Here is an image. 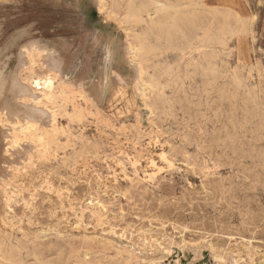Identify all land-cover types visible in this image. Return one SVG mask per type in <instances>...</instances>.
Returning a JSON list of instances; mask_svg holds the SVG:
<instances>
[{"label":"rangeland","instance_id":"rangeland-1","mask_svg":"<svg viewBox=\"0 0 264 264\" xmlns=\"http://www.w3.org/2000/svg\"><path fill=\"white\" fill-rule=\"evenodd\" d=\"M198 4L200 8L197 11L202 13L203 24L206 27L210 25L208 30H212L210 37L214 39L220 36L221 26L232 24L235 28L237 16L247 23L248 30L245 33L227 34L225 41L218 39L215 43L217 50L216 56L212 58L215 66L213 72L204 68L211 62L206 64L202 56L194 52L182 57L179 51L164 41L159 42L160 49L153 57L151 66L146 65L144 69L135 59L134 52L126 49V26L114 17L112 24H104V15L94 0H0V80L3 85L7 83L12 86L14 95L7 93L9 98L21 95L20 77L32 82L38 75L44 87L47 86L44 82L52 78L54 88L50 84L42 91L49 93L53 90L55 93L52 102L51 99H45L41 103L54 116L51 126L36 116L35 119L24 118L22 116L25 113L12 110L10 106L5 107L11 114L9 118L2 113L0 115L2 126L12 128L10 131L16 142L19 145L28 143V150L34 152L26 150L25 154L12 153L8 172L0 174V177L3 175L0 179V242H3L0 243V264H178L177 256L183 257L184 253L179 248L184 251L188 246L195 247L190 258L195 254L198 259L196 261L194 255L190 262L264 264V128H261L264 127V0H187L186 6L196 7ZM199 33L202 35L204 30ZM110 36L118 42L114 53L116 58L111 63L105 58L106 43ZM35 39L61 52L68 65L65 66L67 70L64 67V74L73 83L61 81L56 71L42 64V54L45 52L30 50L29 62L23 63L20 47ZM198 60L200 66L195 64ZM128 61H133L130 62L132 66ZM108 64L113 71L119 68L126 78L120 76L115 83L112 76L114 72L112 69L108 71L113 77L110 79L112 90L100 103L101 95L95 88V81L103 79ZM80 72L85 75V88L77 82ZM236 74L241 76L242 86L234 82ZM91 87L94 90H89ZM206 89L211 90L207 93ZM90 92L99 97L97 103L100 104L94 102ZM18 99L22 102L27 100L21 96ZM21 109L25 110V106ZM240 121L246 124L239 126ZM39 122L44 126H39ZM23 132L26 134L24 137ZM36 136L39 137L35 139ZM29 142H33L34 147ZM26 159L31 162L28 163ZM151 198L152 203H148ZM7 200L11 201V206ZM193 241H196L195 244ZM206 245L213 249L214 257L208 248L206 251L205 247L200 249ZM173 247L176 249L173 250ZM177 248L178 255L172 254ZM220 256L224 258L214 259ZM108 260L111 262L108 263Z\"/></svg>","mask_w":264,"mask_h":264},{"label":"bare ground","instance_id":"bare-ground-1","mask_svg":"<svg viewBox=\"0 0 264 264\" xmlns=\"http://www.w3.org/2000/svg\"><path fill=\"white\" fill-rule=\"evenodd\" d=\"M95 1L98 3V8H99V11L101 12V14H103L104 15V18H103V20H104V24H106V25H110V24H112L113 22H112V18L114 17L115 19H117L121 24H123V25H125L126 26V31H127V40H126V49L127 50H131V51H133L134 52V54H135V59L137 60V61H139L140 62V65H141V67H143L144 69H146L147 67H146V65L149 67V66H151V64H152V59H153V57L156 55V52L160 49L159 47H160V45H159V42H161V41H164V42H167V44H168V46L170 47V46H172V48L173 49H175V50H177V51H179V53L182 55V57H185L188 53H190V54H193L194 52L196 53V55H199V56H202L203 57V61H205L206 62V64L208 63H210L209 65H207L206 67H204V68H207L208 69V72L210 71V72H213V71H215V66H214V63L212 62L213 60H212V58L213 57H215L216 56V54H215V51L217 50V46L215 45V43H217L218 42V39H220L221 40V42H223V40L225 39L224 37L227 35V34H242V33H245L248 29H247V23H246V21L242 18V17H240V16H237V19H236V24H237V26L234 28V27H232V24H227V25H225V26H221V30H220V36L217 38V39H214V38H212V37H210V31L212 32V30L210 29V31L208 30L209 28H210V25L208 26V27H206L207 25H204L203 24V17H202V13L201 12H198L197 11V9L198 8H200V5H201V3H199L198 5H196V7H190V6H186V4H187V0L186 1H184V2H181V0H177V2H174V3H166V2H163L162 0H94V3H95ZM191 1V0H190ZM198 2H200V0H197ZM208 1V0H207ZM210 1H213V0H210ZM184 3H185V5H184ZM258 3V2H257ZM263 5V4H262ZM259 9V8H258ZM231 11V10H230ZM255 11H256V9H255ZM252 12V11H251ZM258 13V12H257ZM85 14H86V12H85ZM84 14V15H85ZM259 14V13H258ZM261 14V13H260ZM263 14V13H262ZM253 15V14H252ZM260 19V18H259ZM229 23V22H228ZM251 23V22H250ZM262 23H263V21H262ZM86 25H88L87 23H85ZM213 24V23H212ZM41 25V24H40ZM90 25V24H89ZM92 25V24H91ZM212 26V25H211ZM254 26V25H253ZM82 28V27H81ZM106 28V27H105ZM108 28V27H107ZM13 29V27L11 28V30ZM92 29V28H91ZM96 28H94V30H95ZM43 30V29H42ZM81 30H83V29H81ZM85 30V29H84ZM100 30V29H99ZM116 30V29H115ZM118 30V29H117ZM201 30H204V33L202 34V35H200V33H199V31H201ZM20 31V30H19ZM52 31V30H51ZM90 31V30H89ZM104 31V30H103ZM8 32V31H7ZM22 32H24V31H22ZM103 33V32H102ZM111 33V32H110ZM117 33H119V31H117ZM116 33V34H117ZM19 34V33H18ZM25 34V33H24ZM120 34H121V32H120ZM119 34V35H120ZM26 35V34H25ZM107 35V34H106ZM118 35V36H119ZM16 37V36H15ZM14 37V38H15ZM108 37V36H107ZM251 37V36H250ZM110 39L107 41V57H105L107 60H108V62L109 63H111V61L113 60V58H116V57H114V53L116 52V42H117V40L113 37V36H110L109 37ZM65 39V38H64ZM153 39H155V40H153ZM251 39V38H250ZM219 40V41H220ZM119 41V40H118ZM225 41V40H224ZM236 41V40H235ZM13 42V41H12ZM155 42V43H154ZM118 43V42H117ZM12 44V43H11ZM233 44V43H232ZM251 44V43H250ZM10 45V44H9ZM26 46H24L23 45V47L21 48L20 47V49L23 51L22 52V54H23V58H24V60H23V63L24 64H26L27 62H29L28 61V53H29V51L30 50H38V51H40V52H45L44 54H42L43 55V57H44V62L42 63L44 66H46L45 64H47V67L48 66H50L51 67V69L53 70V72H55L56 71V73H57V75H59L58 77L61 79V81L63 80V81H69V83L71 84V83H73V80L70 78V77H68V76H66L65 74H64V71H65V69H66V63H65V61H64V58L62 57V54H61V52H59L58 50H57V48L55 47H53V46H50L49 44H43V43H41L40 41H38L37 39H35V40H31L29 43H27V44H25ZM222 45H224V44H222ZM11 46V45H10ZM89 47V46H88ZM122 47V46H121ZM124 47H125V45H124ZM226 47V46H225ZM228 47H229V44H228ZM62 48V47H61ZM69 48H70V45H69ZM209 49V50H208ZM263 49V48H262ZM9 50V49H8ZM102 50V49H101ZM118 50H120V49H118ZM254 50V49H253ZM258 50V49H257ZM5 51V50H4ZM64 51V50H63ZM103 51V50H102ZM104 52V51H103ZM252 52V51H251ZM119 53V52H118ZM32 54V53H31ZM35 54V53H34ZM38 54V53H37ZM120 54V53H119ZM73 55V54H72ZM117 55V54H116ZM115 55V56H116ZM196 55H194L193 57H196ZM32 56H33V54H32ZM261 56V55H260ZM263 56V55H262ZM120 57H122V56H120ZM33 58V57H32ZM93 58V57H92ZM192 59H194V58H192ZM42 60V59H41ZM105 60V59H104ZM122 60V59H121ZM120 60V61H121ZM263 60V59H262ZM32 61V60H31ZM30 61V62H31ZM34 62V61H33ZM124 62V61H123ZM129 62V61H128ZM127 62V63H128ZM131 63L133 62V61H130ZM128 63L129 65H131V63ZM241 62V61H240ZM70 63V62H69ZM80 63H81V61H80ZM154 63V62H153ZM161 63V62H160ZM238 63H239V61H238ZM255 63V62H254ZM257 63V62H256ZM262 63V62H261ZM260 63V64H261ZM28 64H30V63H28ZM197 66H200L201 65V63H200V61L198 60V61H196V63H195ZM244 64V63H243ZM35 65V64H34ZM123 65V64H122ZM190 65H192V64H190ZM257 65V64H256ZM27 66V65H26ZM68 66V65H67ZM80 66V65H79ZM118 66V65H117ZM132 66V65H131ZM153 66V65H152ZM233 66V65H232ZM64 67H65V69H64ZM77 67H78V65H77ZM115 68V67H114ZM187 68V67H186ZM203 68V69H204ZM39 69V68H38ZM41 69V68H40ZM92 69V68H91ZM112 68H110V65L108 64L107 65V67H106V70H107V72L105 73V76L103 77V79H95L96 81H95V84H96V90H98V91H100V98L99 97H97V95L95 94V95H93L91 92H90V96H91V98H93V100H94V102L96 103V104H100L101 102H104L103 100L106 98V97H108L107 95L109 94V93H111V90H112V84H111V80L110 79H112L111 78V70ZM149 69H151V68H149ZM177 69V68H176ZM258 69V68H257ZM34 70V69H33ZM67 70V69H66ZM101 70V69H100ZM186 70V69H185ZM259 70V69H258ZM261 70V69H260ZM29 71V70H28ZM35 71V70H34ZM33 71V72H34ZM108 71H110V72H108ZM112 71H113V69H112ZM122 71V70H121ZM78 72V71H77ZM84 72V71H83ZM114 75H112V76H114V78H115V83H117V79L120 77V76H122L123 77V75L119 72V68H116L114 71ZM169 72V71H168ZM190 72V71H189ZM43 73V72H42ZM50 73V72H49ZM81 73V72H80ZM85 73V72H84ZM84 73H81L80 75L81 76H79V78H78V81L77 82H79L83 87H84V85L86 84L85 83V75H84ZM93 73V72H92ZM170 73V72H169ZM264 73V72H263ZM36 74V73H35ZM73 74H74V72H73ZM78 74V73H77ZM48 75H50V74H48ZM54 75V74H53ZM76 75V74H75ZM185 75H186V73H185ZM203 75V74H202ZM36 76V75H35ZM39 76V75H38ZM37 76V77H38ZM52 76V75H51ZM165 76H167V75H165ZM169 76V75H168ZM191 76V75H190ZM259 76V75H258ZM24 77H25V75H24ZM27 77V76H26ZM33 77V76H32ZM33 78V81L32 82H29V81H26V80H24V79H21V77H20V82H21V86L19 87V89H20V96L22 97V98H27V100H25V101H19V99H18V97H20L19 95H16L15 97H12L11 99H13V100H15V102H13L12 103V100L9 98V94L11 93L12 94V96L14 95L13 94V92H12V86L10 85V86H8L9 84H7V83H5L4 85H3V83L1 82V80H0V115H1V113L2 114H5L8 118H9V116L11 115L10 114V112H8V109H6L5 107L6 106H10V107H12L11 109L13 110V109H15V110H19V111H22V113H25L24 115L25 116H22V117H24V118H28L29 119V117H31L32 119L36 116L37 118H40V119H42V120H44V123H46L47 125H50L51 126V124H52V121H53V114L49 111V108L47 109V108H45V107H47L46 105H45V107L44 106H42L41 105V103L43 102V100H45V99H51V98H53V96H54V94L55 93H53V90H50V92L48 93V92H45V91H42L43 90V88H45V87H49L50 86V84L52 85V87L54 88V83L52 82V78L49 80V81H47V82H44V83H46L45 85H47V86H42V83H41V81H40V79H38V78ZM43 77V76H42ZM50 77V76H49ZM163 77V76H162ZM170 77V76H169ZM207 77V76H206ZM255 77H257V76H255ZM263 77V76H262ZM97 78V77H96ZM123 78H126V77H123ZM28 79V78H27ZM58 78H56V80H57ZM162 79V78H161ZM170 79V78H169ZM193 79V78H192ZM44 80V79H43ZM42 80V81H43ZM54 80V79H53ZM87 80V79H86ZM233 80H234V82L238 85V86H242L243 85V80H242V78H241V76H239V75H235L234 77H233ZM232 80V81H233ZM257 80V79H256ZM88 82V81H87ZM210 82V81H209ZM57 83H58V81H57ZM66 83V82H65ZM68 83V82H67ZM74 83H75V81H74ZM90 83V82H89ZM153 83H154V81H153ZM172 83V82H171ZM184 83V82H183ZM178 84V83H177ZM198 84H200V83H198ZM166 85H167V83H166ZM212 85V84H211ZM91 86V85H90ZM153 86H154V84H153ZM168 86H170V85H168ZM167 86V87H168ZM204 86V85H203ZM206 86V85H205ZM209 86V85H208ZM64 87V86H63ZM62 87V88H63ZM174 87V86H173ZM52 88V89H53ZM85 88V87H84ZM92 88L93 87H91V89H89V90H92ZM98 88V89H97ZM171 88V87H170ZM201 88V87H200ZM207 88V87H206ZM63 90V89H62ZM64 90H65V88H64ZM93 90H94V88H93ZM114 91H115V89H113ZM211 90V89H210ZM210 90H207L206 89V91L205 92H209ZM117 91V90H116ZM190 91V90H189ZM195 91V90H194ZM214 91V90H213ZM61 92V91H60ZM207 92V93H208ZM7 93H9V94H7ZM63 93V92H62ZM72 93V92H71ZM183 93V92H182ZM206 93V94H207ZM64 94H65V92H64ZM120 94V93H119ZM178 94V93H177ZM205 94V95H206ZM251 94V93H250ZM62 95V94H61ZM70 95V94H69ZM194 95V94H193ZM209 95V94H208ZM56 96V95H55ZM185 96V95H184ZM211 96V95H210ZM89 97V96H88ZM204 97V96H203ZM253 97V96H252ZM259 97V96H258ZM67 98H69V97H67ZM100 99V101H99V99ZM114 98V97H113ZM116 98V97H115ZM118 98V97H117ZM194 98H195V96H194ZM205 98V97H204ZM72 99V98H71ZM112 99V98H111ZM179 99V98H178ZM207 99V98H206ZM221 99V98H220ZM21 100V99H20ZM183 100V99H182ZM214 100V99H213ZM219 100V99H218ZM234 100V99H233ZM255 100V99H254ZM68 101V100H67ZM100 102V103H97V102ZM110 101V100H109ZM205 101V100H204ZM51 102H52V99H51ZM56 102V101H55ZM65 102V101H64ZM93 102V103H94ZM59 103V102H58ZM82 103V102H81ZM92 103V102H91ZM207 103H208V101H207ZM8 104V105H7ZM11 104V105H10ZM47 104V103H46ZM49 104V103H48ZM69 104H71V103H69ZM211 104H213V103H211ZM211 104H209V105H211ZM216 104H218V103H216ZM104 105V104H103ZM208 105V104H207ZM219 105V104H218ZM227 105V104H226ZM258 105V104H257ZM261 105V104H260ZM264 105V104H263ZM23 106H25V110L24 109H21ZM94 106V105H93ZM203 106V105H202ZM214 106V105H213ZM221 106V105H220ZM13 107H15V108H13ZM63 107V106H62ZM77 107V106H76ZM94 107H96V106H94ZM255 107V106H254ZM264 107V106H263ZM59 108V107H58ZM64 108V107H63ZM67 108H69V107H67ZM219 108V107H218ZM222 108V107H221ZM221 108L219 109V110H221ZM245 108V107H244ZM55 109H56V107H55ZM74 109V108H73ZM77 109V108H76ZM97 109V108H96ZM165 109V108H164ZM261 109V108H260ZM264 109V108H263ZM52 110V109H51ZM59 110V109H58ZM100 111H101V108L99 109ZM98 110V111H99ZM120 110V109H119ZM249 110H250V108H249ZM254 110V109H253ZM252 110V111H253ZM257 110V109H256ZM53 111H55V110H53ZM67 111V110H66ZM122 111V110H121ZM120 111V112H121ZM251 111V110H250ZM250 111H249V113H250ZM262 111V110H261ZM58 112V111H57ZM56 112V113H57ZM79 112V111H78ZM77 112V113H78ZM117 112V111H116ZM212 112H214V111H212ZM216 112V111H215ZM217 112H218V110H217ZM223 112V111H222ZM221 112V113H222ZM245 112V111H244ZM258 112H259V110H258ZM257 112V113H258ZM70 113V112H69ZM122 113V112H121ZM247 114H248V112H246ZM252 113V112H251ZM255 113V112H254ZM256 113V114H257ZM115 114V113H114ZM216 114V113H215ZM68 115V114H67ZM71 115V114H70ZM110 115V114H109ZM108 115V116H109ZM221 115H224L223 113L221 114ZM227 115V114H226ZM250 115H252V114H250ZM253 115H255V114H253ZM252 115V116H253ZM64 116V115H63ZM69 116V115H68ZM77 116H78V114H77ZM114 116V115H113ZM215 116V115H214ZM61 117V116H60ZM75 117V116H74ZM105 117V116H104ZM5 118V117H4ZM30 118V119H31ZM182 118V117H181ZM204 118V117H203ZM232 118V117H231ZM262 118V117H261ZM6 119V118H5ZM19 119H21V118H19ZM27 119V120H28ZM35 119V118H34ZM69 119H71V118H69ZM78 119V118H77ZM79 119H81V118H79ZM94 119V118H93ZM108 119V118H107ZM116 119V118H115ZM248 119V118H247ZM246 119V120H247ZM253 119V118H252ZM2 120V119H1ZM0 120V174L1 173H3V172H6L7 171V169H8V166H9V158L11 157V155H13L12 153H19V154H23L22 152H24V154H25V151L27 150V152H29V150H28V148H29V145H28V143H23L22 145H19V142L17 143L16 142V139L14 138V136H13V132H11L12 131V128L11 127H3L2 126V121ZM25 120V119H24ZM41 120V121H42ZM61 120V119H60ZM112 120V119H111ZM114 120V119H113ZM118 120H120V119H118ZM207 120V119H206ZM230 120V119H229ZM259 120V119H258ZM261 120V119H260ZM264 120V119H263ZM21 121H23V120H21ZM31 121V120H30ZM29 121V122H30ZM33 121V120H32ZM39 121V120H38ZM37 121V122H38ZM69 121V120H68ZM82 121V120H81ZM115 121V120H114ZM232 121H233V119H232ZM43 122V121H42ZM78 122V121H77ZM76 122V123H77ZM96 122V121H95ZM103 122V121H102ZM108 122H109V120H108ZM116 122V121H115ZM115 122H114V125H115ZM206 122V121H205ZM225 122V121H224ZM245 122V121H244ZM244 122L242 123L241 121L239 122V126H240V124H244ZM260 122V121H259ZM6 123V122H5ZM30 123H32V122H30ZM36 123V122H35ZM40 123V125L39 126H44L43 124L41 125V122H39ZM62 123H63V121H62ZM82 123V122H81ZM100 123V122H99ZM177 123V122H176ZM221 123V122H220ZM19 124V123H18ZM21 124V123H20ZM24 124H25V122H24ZM45 124V125H46ZM53 124H54V122H53ZM60 124V123H59ZM117 124V123H116ZM121 124V123H120ZM201 124V123H200ZM210 124V123H209ZM246 124V123H245ZM244 124V125H245ZM260 124V123H259ZM5 125V124H4ZM8 126H9V124H7ZM6 125V126H7ZM46 125V126H47ZM65 125V124H64ZM82 125V124H81ZM80 125V126H81ZM235 125H236V123H235ZM257 125V124H256ZM21 126V125H20ZM25 126V128H26V125H24ZM31 126V125H30ZM36 126V125H35ZM63 126V125H62ZM96 126V125H95ZM116 126V125H115ZM211 126V125H210ZM258 126V125H257ZM49 127V126H48ZM59 127V126H58ZM78 127V126H77ZM117 127V126H116ZM180 127V126H179ZM178 127V128H179ZM227 126H225V128H226ZM23 128V127H22ZM32 128V127H31ZM51 129H52V127H50ZM84 128V127H83ZM99 128V127H98ZM240 128V127H239ZM245 128V127H244ZM250 128V127H249ZM261 128H264V127H261ZM19 129H20V127H19ZM27 129V128H26ZM33 129V128H32ZM41 129V128H40ZM55 129H57V128H55ZM172 129V128H171ZM227 129V128H226ZM234 129H235V127H234ZM11 130V131H10ZM18 130V129H17ZM22 130V129H21ZM30 130V129H29ZM54 130V129H53ZM59 130V129H58ZM119 130V129H118ZM188 130V129H187ZM186 130V131H187ZM199 130V129H198ZM208 130V129H207ZM249 130H251V129H249ZM262 130V129H261ZM65 131V130H64ZM81 131H82V129H81ZM214 131V130H213ZM231 131V130H230ZM236 131H238V129L236 130ZM255 131H258V130H255ZM17 132V131H16ZM18 132H20V131H18ZM26 132V131H25ZM31 132V131H30ZM55 132V131H54ZM97 132V131H96ZM190 132V131H189ZM263 132V131H262ZM27 134H28V132H26ZM59 134L61 133V132H58ZM95 133V132H94ZM204 133V132H203ZM207 133V132H206ZM210 133H211V131H210ZM214 133V132H213ZM21 134V133H20ZM64 134V133H63ZM90 134V133H89ZM233 134V133H232ZM239 134V133H238ZM237 134V135H238ZM264 134V133H263ZM26 135V134H25ZM24 135V132H23V136L22 137H24L25 136ZM30 135H33V133H31ZM49 135V134H48ZM71 135V134H70ZM69 134H68V136H70ZM81 135H83V134H81ZM111 135V134H110ZM211 135V134H210ZM237 135H234V137L235 136H237ZM34 136V135H33ZM33 136H32V139H33ZM40 136V135H39ZM38 136V137H39ZM56 136V135H55ZM63 136V135H62ZM79 136V135H78ZM84 136V135H83ZM93 136V135H92ZM102 136V135H101ZM107 136V135H106ZM199 136V135H198ZM209 136V135H208ZM216 136V135H215ZM219 136V135H218ZM217 136V137H218ZM228 136H230V135H228ZM31 137V136H30ZM37 136L36 137H34L35 139H37L38 138ZM60 137V136H59ZM223 137V136H222ZM249 137V136H248ZM21 138V137H20ZM46 138V137H45ZM76 138V137H75ZM94 138V137H93ZM104 138V137H103ZM189 138V137H188ZM205 138V137H204ZM18 139V138H17ZM34 139V140H35ZM41 139V138H40ZM55 139V138H54ZM57 139V138H56ZM87 139V138H86ZM210 139V138H209ZM219 139V138H218ZM242 139V138H241ZM253 139V138H252ZM30 141H32L31 139H29ZM58 140V139H57ZM67 140V139H66ZM77 140V139H76ZM89 140V139H88ZM18 141H20V140H18ZM23 142H24V140H22ZM28 141V140H27ZM26 140H25V142H27ZM37 142H38V140H36ZM40 141V140H39ZM45 142V141H44ZM51 142V141H50ZM59 142V141H58ZM61 142V141H60ZM91 142H93V141H91ZM105 142V141H104ZM188 142H190V141H188ZM192 142V141H191ZM204 142H206V141H204ZM203 142V143H204ZM211 142V141H210ZM242 142H243V140H242ZM22 143V142H21ZM31 143V144H30ZM33 142H29V144L30 145H32L33 146V144H32ZM66 143H67V141H66ZM69 143V142H68ZM77 143V142H76ZM186 143V142H185ZM42 144V143H41ZM41 144H38L39 146L41 145ZM78 144V143H77ZM83 144H86V143H83ZM99 143H97V145H98ZM109 144V143H108ZM187 144V143H186ZM201 144V143H200ZM205 144H207V143H205ZM209 144V143H208ZM218 144V143H217ZM37 145V146H38ZM46 145V144H45ZM44 145V146H45ZM81 145V144H80ZM213 145V144H212ZM253 145V144H252ZM32 146H30V147H32ZM38 146V147H39ZM70 146V145H69ZM101 146V145H100ZM184 146H185V144H184ZM193 146V145H192ZM201 146V145H200ZM203 146V145H202ZM210 146V145H209ZM249 146V145H248ZM34 147V146H33ZM32 147V148H33ZM58 147V146H57ZM85 147H87V145L85 146ZM205 147V146H204ZM239 147V146H238ZM43 148V147H42ZM41 148V149H42ZM68 148V147H67ZM72 148H74V147H72ZM206 148V147H205ZM34 149V148H33ZM39 149V148H38ZM38 149H37V151H38ZM47 149H49V146L47 147ZM83 149V148H82ZM32 150V149H31ZM30 150V151H31ZM60 150V149H59ZM61 150H62V148H61ZM189 150V149H188ZM197 150V149H196ZM210 150V149H209ZM249 150V149H248ZM80 151V150H79ZM88 151V150H87ZM112 151V150H111ZM187 151V150H186ZM221 151V150H220ZM26 152V153H27ZM31 152H33V150L31 151ZM43 152H44V150H43ZM57 152V151H56ZM69 152V151H68ZM78 152V151H77ZM88 152H90V151H88ZM178 152V151H177ZM193 152V151H192ZM34 153V152H33ZM35 153H37L36 151H35ZM41 153V152H40ZM58 153V152H57ZM97 153H99V152H97ZM184 153H186V152H184ZM199 153V152H198ZM218 153H219V151H218ZM234 153V152H233ZM42 154V153H41ZM44 154V153H43ZM46 154V153H45ZM44 154V155H45ZM48 154V153H47ZM56 154V153H55ZM66 154V153H65ZM69 154V153H68ZM72 154V153H71ZM70 154V155H71ZM74 154V153H73ZM78 154V153H77ZM101 154V153H100ZM178 154H179V152H178ZM187 154V153H186ZM185 154V155H186ZM196 154V153H195ZM194 154V155H195ZM27 155H28V153H27ZM30 155V154H29ZM58 155H59V153H58ZM67 155V154H66ZM96 155V154H95ZM164 155V154H163ZM169 155V154H168ZM188 155V154H187ZM190 155V154H189ZM200 155V154H199ZM223 155V154H222ZM232 155V154H231ZM240 155V154H239ZM25 156V155H24ZM38 156V155H37ZM65 156V155H64ZM46 157V156H45ZM44 157V158H45ZM48 157V156H47ZM82 157V156H81ZM166 157V156H165ZM177 157V156H176ZM189 157V156H188ZM193 157V156H192ZM243 157H244V155H243ZM37 157H35V159H36ZM67 158V157H66ZM93 158V157H92ZM91 158V159H92ZM103 158H106V157H103ZM174 158V157H173ZM178 158H180V157H178ZM183 158V157H182ZM227 158V157H226ZM263 158V157H262ZM29 159V158H28ZM28 159H26L27 160V162H28ZM88 159H90V158H88ZM134 159H136V158H134ZM198 159V158H197ZM201 159V158H200ZM46 160H47V158H46ZM50 160V159H49ZM60 160V159H59ZM102 160V159H101ZM262 160V159H261ZM30 162H31V160H29ZM62 161V160H61ZM94 161V160H93ZM100 161V160H99ZM105 161V160H104ZM165 161H167V160H165ZM170 161V160H169ZM201 161V160H200ZM226 161V160H225ZM30 162H28V163H30ZM117 162V161H116ZM121 162V161H120ZM183 162H185V161H183ZM192 162H194V161H192ZM199 162V161H198ZM204 162V161H203ZM222 162V161H221ZM244 162V161H243ZM60 163V162H59ZM138 163V162H137ZM197 163V162H196ZM227 163V162H226ZM233 163V162H232ZM256 163H258V162H256ZM176 164V163H175ZM202 164V163H201ZM247 164V163H246ZM171 165H173L172 163H171ZM4 166V167H3ZM66 166H68V165H66ZM108 166H109V164H108ZM123 166V165H122ZM157 166V165H156ZM184 166V165H183ZM197 166V165H196ZM258 166H260V165H258ZM3 167V169H1ZM158 167V166H157ZM261 167V166H260ZM156 168V167H155ZM187 168V167H186ZM201 168V167H200ZM251 168V167H250ZM253 168V167H252ZM61 169H63V168H61ZM151 169H152V167H151ZM188 169V168H187ZM186 169V170H187ZM53 170H55V169H53ZM56 170H58V169H56ZM194 170V169H193ZM231 170V169H230ZM241 170V169H240ZM191 171V170H190ZM189 171V172H190ZM8 172V171H7ZM52 172V171H51ZM55 172V171H54ZM59 172V171H58ZM58 172H56L57 174H58ZM172 172V171H171ZM55 173V174H56ZM142 173V172H141ZM140 173V174H141ZM4 174H6V173H4ZM145 174H147V173H145ZM175 174V173H174ZM189 174V173H188ZM228 174V173H227ZM263 174V173H262ZM26 175H27V173H26ZM142 175V174H141ZM149 175V174H148ZM197 175V174H196ZM205 175V174H204ZM229 176H230V174H228ZM3 176V175H2ZM1 176V177H2ZM8 176V175H7ZM6 176V177H7ZM10 176V175H9ZM42 176V175H41ZM50 176H51V174H50ZM126 176V175H125ZM208 176V175H207ZM212 176V175H211ZM1 177H0V179H1ZM36 177V176H35ZM39 177V176H38ZM100 177V176H99ZM225 177V176H224ZM228 177V176H227ZM232 177V176H231ZM7 178H9V177H7ZM201 178V177H200ZM234 178V177H233ZM237 178H239L238 176H237ZM66 179V178H65ZM117 179V178H116ZM175 179V178H174ZM178 179V178H177ZM47 180H48V178H47ZM51 180V179H50ZM136 180H138V179H136ZM144 180H146L145 178H144ZM176 180V179H175ZM215 180V179H214ZM216 180H218V179H216ZM237 180V179H236ZM132 181V180H131ZM169 181V180H168ZM168 181H166V182H168ZM201 181V180H200ZM207 181V180H206ZM229 181V180H228ZM122 182V181H121ZM209 182V181H208ZM230 182V181H229ZM237 182V181H236ZM242 182V181H241ZM49 183V182H48ZM51 183V182H50ZM49 183V184H50ZM150 183V182H149ZM200 183V182H199ZM204 183V182H203ZM219 182H217L216 184H218ZM1 184V183H0ZM52 184V183H51ZM50 184V185H51ZM179 184V183H178ZM198 184V183H197ZM210 184H212V183H210ZM219 184H221V182L219 183ZM224 184V183H223ZM231 184H232V182H231ZM231 184H229V185H231ZM239 184H240V181H239ZM239 184H237V185H239ZM3 185V184H2ZM208 185V184H207ZM127 186V185H126ZM169 186V185H168ZM178 186H180V185H178ZM183 186V185H182ZM202 186V185H201ZM211 186V185H210ZM225 186H227V185H225ZM249 186V185H248ZM193 187V186H192ZM215 187V186H214ZM243 187V186H242ZM1 188V187H0ZM220 188H222L221 186H220ZM225 188V187H224ZM235 188V187H234ZM51 189V188H50ZM49 189V190H50ZM181 189V188H180ZM184 189V188H183ZM216 189V188H215ZM229 189V188H228ZM228 189H226V190H228ZM231 189V188H230ZM53 190V189H52ZM51 190V191H52ZM110 190V189H109ZM121 190V189H120ZM153 190V189H152ZM189 190V189H188ZM209 190V189H208ZM221 190V189H220ZM238 190H240L241 191V189H238ZM237 190V191H238ZM259 190H261V189H259ZM12 191V190H11ZM111 191V190H110ZM137 191V190H136ZM135 191V193H137ZM148 191V190H147ZM199 191V190H198ZM212 191V190H211ZM218 191V190H217ZM231 191V190H230ZM236 191V190H235ZM236 191V192H237ZM242 191H243V189H242ZM263 191V190H262ZM17 192V191H16ZM127 192H130V191H127ZM185 192V191H184ZM229 192V191H228ZM145 193H147V192H145ZM222 193V192H221ZM231 193H232V191H231ZM233 193H234V191H233ZM238 193V192H237ZM4 194H5V192H4ZM6 194H9V193H7L6 192ZM11 194V193H10ZM16 194V193H15ZM20 194V193H19ZM165 194V193H164ZM202 194V193H201ZM218 193H216V195H217ZM235 194V193H234ZM151 195V194H150ZM178 195V194H177ZM215 195V196H216ZM222 195H223V193H222ZM233 195V194H232ZM19 196V195H18ZM118 196V195H117ZM149 196V195H148ZM156 196H157V193H156ZM162 196V195H161ZM251 196V195H250ZM124 197H125V195H124ZM136 197V196H135ZM142 197V196H141ZM144 197V196H143ZM146 197V196H145ZM158 197V196H157ZM227 197V196H226ZM230 197V196H229ZM245 197H248V196H245ZM11 198V197H10ZM10 198H8V199H10ZM17 198V197H16ZM63 198V197H62ZM138 198H139V196H138ZM148 198V197H147ZM146 198V199H147ZM159 198V197H158ZM225 198V197H224ZM239 198V197H238ZM251 198H252V196H251ZM6 199V198H5ZM13 199V198H12ZM11 199V200H12ZM145 199V198H144ZM155 199V198H154ZM161 199V198H160ZM246 199V198H245ZM255 199V198H254ZM18 200V199H17ZM17 200H15V203H17L16 201ZM65 200V199H64ZM156 200V199H155ZM193 200V199H192ZM236 200V199H235ZM234 200V201H235ZM240 200V199H239ZM247 200V199H246ZM257 200V199H256ZM14 201V200H13ZM145 201V200H144ZM143 201V203H145ZM148 201V200H147ZM152 201H153V199L151 198V202H149L148 201V203H152ZM213 201V200H212ZM241 201V200H240ZM245 201V200H244ZM259 201H261V200H259ZM7 202H9V206H11L10 204V202L11 201H8L7 200ZM132 202V201H131ZM214 202V201H213ZM241 202H243V201H241ZM122 203H124V202H122ZM181 203V202H180ZM183 203V202H182ZM249 203V202H248ZM6 204V203H5ZM18 204V203H17ZM27 204V203H26ZM163 204V203H162ZM184 204V203H183ZM216 204V203H215ZM237 204V203H236ZM256 204V203H255ZM16 205V204H15ZM32 205V204H31ZM154 205H155V203H154ZM209 205V204H208ZM213 205V204H212ZM234 205V204H233ZM257 205V204H256ZM258 205H260V204H258ZM263 205V204H262ZM261 205V206H262ZM8 206V207H9ZM33 206V205H32ZM160 206V205H159ZM162 206V205H161ZM177 206V205H176ZM182 206V205H181ZM241 206V205H240ZM16 207V206H15ZM14 207V208H15ZM30 206H28V208H29ZM91 207V206H90ZM127 207V206H126ZM130 207V206H129ZM134 207V206H133ZM141 207V206H140ZM144 207V206H143ZM167 207V206H166ZM248 207V206H247ZM252 207H254V206H252ZM103 208H104V206H103ZM145 208V207H144ZM212 208V207H211ZM250 208V207H249ZM257 208V207H256ZM118 209V208H117ZM146 209V208H145ZM165 209V208H164ZM192 209V208H191ZM94 210V209H93ZM150 210V209H149ZM158 210V209H157ZM193 210V209H192ZM210 210V209H209ZM228 210V209H227ZM252 210H254V209H252ZM257 210H258V208H257ZM11 211V210H10ZM95 211H97V210H95ZM98 211H100V210H98ZM97 211V212H98ZM112 211H114V210H112ZM115 211H116V209H115ZM162 211V210H161ZM237 211V210H236ZM241 211V210H240ZM249 211V210H248ZM264 211V210H263ZM101 212V211H100ZM107 212V211H106ZM105 212V213H106ZM131 212V211H130ZM141 212V211H140ZM150 212V211H149ZM15 213V212H14ZM132 213V212H131ZM249 213V212H248ZM93 214H95V213H93ZM103 214V213H102ZM128 214V213H127ZM142 214V213H141ZM189 214V213H188ZM253 214V213H252ZM9 215H11V214H9ZM14 215V214H13ZM96 215V214H95ZM98 215V214H97ZM100 215V214H99ZM132 215H133V213H132ZM150 215V214H149ZM104 216V215H103ZM116 216V215H115ZM114 216V217H115ZM125 216V215H124ZM131 216V215H130ZM134 216V215H133ZM152 216V215H151ZM259 216V215H258ZM11 217V216H10ZM95 217H97V216H95ZM107 217V216H106ZM185 217V216H184ZM213 217V216H212ZM250 217H251V215H250ZM254 217V216H253ZM9 218V217H8ZM7 218V219H8ZM14 218V217H13ZM98 218H102V217H98ZM112 218V217H111ZM152 218V217H151ZM155 218V217H154ZM208 218H209V216H208ZM103 219V218H102ZM108 219V218H107ZM206 219V218H205ZM14 220V219H13ZM114 220H115V218H114ZM220 220V219H219ZM251 220H253V219H251ZM8 221H10V220H8ZM12 221V220H11ZM15 221V220H14ZM138 221V220H137ZM136 221V222H137ZM159 221V220H158ZM190 221V220H189ZM103 222V221H102ZM120 222V221H119ZM210 222V221H209ZM242 222V221H241ZM246 222V221H245ZM255 222V221H254ZM262 222V221H261ZM9 223V222H8ZM16 223V222H15ZM191 223V222H190ZM196 223V222H195ZM234 223V222H233ZM10 224V223H9ZM11 224H12V222H11ZM39 224V223H38ZM82 224V223H81ZM109 224H110V222H109ZM108 224V225H109ZM120 224V223H119ZM129 224V223H128ZM153 224V223H152ZM185 224V223H184ZM252 224V223H251ZM13 225V224H12ZM19 225V224H18ZM60 225V224H59ZM104 225H106V224H104ZM123 225V224H122ZM125 225V224H124ZM190 225V224H189ZM200 225V224H199ZM17 226V225H16ZM112 226V225H111ZM139 226V225H138ZM141 226V225H140ZM150 226V225H149ZM159 226V225H158ZM157 226V227H158ZM163 226V225H162ZM198 226V225H197ZM239 226V225H238ZM243 226V225H242ZM256 226V225H255ZM261 226V225H260ZM13 227V226H12ZM41 227H43L42 226V224H41ZM40 227V228H41ZM48 227V226H47ZM106 227V226H105ZM127 227V226H126ZM219 227V226H218ZM222 227V226H221ZM20 228H21V226H20ZM19 228V229H20ZM57 228V227H56ZM56 228H53V229H56ZM117 228V227H116ZM133 228V227H132ZM148 228V227H147ZM151 228V227H150ZM150 228H148V229H150ZM154 228V227H153ZM160 228V227H159ZM211 228V227H210ZM258 227H256V229H257ZM43 229V228H42ZM41 229V230H42ZM50 230H51V228H49ZM52 229V230H53ZM111 229V228H110ZM144 229V228H143ZM173 229H175L174 227H173ZM259 229V228H258ZM24 230V229H23ZM60 230V229H59ZM57 231V232H60V231ZM109 230V229H108ZM116 230V229H115ZM133 230V229H132ZM135 230V229H134ZM138 230V229H137ZM152 230V229H151ZM166 230V229H165ZM176 230V229H175ZM209 230V229H208ZM237 230V229H236ZM244 230V229H243ZM112 231H113V229H112ZM124 231H125V229H124ZM139 231V230H138ZM138 231H136V234H138L137 232ZM143 231V230H142ZM215 231V230H214ZM218 231V230H217ZM264 231V230H263ZM107 232V231H106ZM221 232H223V231H221ZM104 233H105V231H104ZM103 233V234H104ZM141 233V232H140ZM143 233V232H142ZM182 233V232H181ZM198 233V232H197ZM196 233V234H197ZM254 233V232H253ZM261 233V232H260ZM11 234V233H10ZM125 234H126V232H125ZM132 234V233H131ZM161 234H163V233H161ZM193 234V233H192ZM199 234H200V232H199ZM208 234V233H207ZM19 235V234H18ZM83 235L85 236V234L83 233ZM122 235V234H121ZM144 235V234H143ZM152 235V234H151ZM150 234H149V236H151ZM167 235V234H166ZM206 235V234H205ZM262 235V234H261ZM7 236H9V234L7 235ZM12 236H13V233H12ZM37 236V235H36ZM35 236V237H36ZM78 236V235H77ZM91 236V235H90ZM96 236V235H95ZM98 236H100V235H98ZM102 236V235H101ZM133 236V235H132ZM141 237H142V235H140ZM164 236V235H163ZM162 236V237H163ZM214 236V235H213ZM220 236H222V235H220ZM260 236V235H259ZM15 237H17V236H15ZM62 237V236H61ZM68 237V236H67ZM70 237V236H69ZM87 237V236H86ZM113 237H115V236H113ZM121 237V236H120ZM155 237V236H154ZM197 237V236H196ZM219 237V236H218ZM226 237V236H225ZM263 237V236H262ZM9 238V237H8ZM18 238V237H17ZM107 238V237H106ZM109 238V237H108ZM150 238V237H149ZM167 238V237H166ZM182 238H184V237H182ZM10 239V238H9ZM19 239V238H18ZM49 239V238H48ZM146 239V238H145ZM216 239V238H215ZM39 240V239H38ZM44 240V239H43ZM46 240V239H45ZM50 240V239H49ZM49 240H48V242H49ZM58 240V239H57ZM115 240H116V238H115ZM140 240H141V238H140ZM152 240V239H151ZM201 240V239H200ZM229 240H231V239H229ZM11 241V240H10ZM19 241H20V239H19ZM41 241V240H40ZM53 241V240H52ZM73 241V240H72ZM85 241V240H84ZM131 241V240H130ZM155 241V240H154ZM158 241V240H157ZM204 241V239L202 240V242ZM220 241V240H219ZM223 241V240H222ZM42 242H44V241H42ZM47 242V241H46ZM47 242V243H48ZM54 242V241H53ZM74 242V241H73ZM120 242V241H119ZM122 242V241H121ZM127 242V241H126ZM146 242V241H145ZM169 242V241H168ZM184 242V241H183ZM182 242V243H183ZM194 242V241H193ZM196 242V241H195ZM195 242H194V244H195ZM1 243V242H0ZM3 243V242H2ZM1 243V244H2ZM72 243V242H71ZM133 243V242H132ZM152 243V242H151ZM188 243V242H187ZM0 244V245H1ZM13 244V243H12ZM25 244V243H24ZM45 244V243H44ZM77 244H79V243H77ZM108 244V243H107ZM129 244H130V242H129ZM208 244V243H207ZM260 244V243H259ZM4 245V244H3ZM14 245V244H13ZM38 245V244H37ZM49 245V244H48ZM66 245V244H65ZM82 245H84V243L82 244ZM160 245V244H159ZM25 246V245H24ZM42 246V245H41ZM44 246H47V245H44ZM44 246H42V247H44ZM62 246H63V244H62ZM72 246V245H71ZM76 247H77V245H75ZM124 246V245H123ZM147 246V245H146ZM161 246V245H160ZM163 246V245H162ZM235 246V245H234ZM2 247V246H1ZM16 247V246H15ZM27 247V246H26ZM25 247V248H26ZM42 247H41V249H42ZM73 247V246H72ZM80 247V246H79ZM82 247V246H81ZM84 247V246H83ZM117 247V246H116ZM142 247V246H141ZM164 247V246H163ZM189 248H184L185 250L184 251H182L183 250V248H179V249H182L181 250V252H184V253H182L183 254V257H182V255L181 256H177V257H179V262L180 263H178V264H201L199 261L198 262H196L198 259H197V257H196V255L194 256V257H196V261H194V262H190L189 260L191 259H193V256H192V258H190L191 257V253L192 252H194L195 250L193 249V248H195V247H190V246H188ZM205 247V248H204ZM223 247V246H222ZM243 247V246H242ZM2 248H4V247H2ZM11 248V247H10ZM14 248V247H13ZM24 248V247H23ZM38 248H40V247H38ZM153 248V247H152ZM151 248V249H152ZM201 248H204V250L206 249V248H208L207 250L209 251V253L210 254H212V256L214 257V251H213V249H211L210 247H207V245L206 246H201L200 247V249ZM12 249V248H11ZM45 249H47L46 247H45ZM55 249V248H54ZM61 249H62V247H61ZM75 249V248H74ZM84 249V248H83ZM94 249V248H93ZM128 249V248H127ZM146 249V248H145ZM176 248H174L173 247V250H175ZM178 248H177V250L176 251H174L172 254H175L176 252H179L178 250H179ZM198 249H199V247H198ZM3 250V249H2ZM27 250H28V247H27ZM26 250V251H27ZM37 250V249H36ZM39 250V249H38ZM86 250V249H85ZM95 250V249H94ZM121 250V249H120ZM123 250H125V249H123ZM194 250V251H193ZM234 250V249H233ZM8 251V250H7ZM44 251V250H43ZM49 251V250H48ZM61 251V250H60ZM65 250L63 249V251L62 252H64ZM106 251V250H105ZM126 251V250H125ZM131 251V250H130ZM197 251V250H196ZM206 251V250H205ZM10 252V251H9ZM12 253H13V251H11ZM36 252V251H35ZM38 252H40V251H38ZM42 252V251H41ZM46 253H47V251H45ZM144 252V251H143ZM181 252L179 253V254H181ZM225 252V251H224ZM232 252V251H231ZM5 253V252H4ZM3 253V254H4ZM15 253V252H14ZM26 253V252H25ZM24 253V254H25ZM55 253V252H54ZM57 253V252H56ZM85 253H87V252H85ZM84 253V254H85ZM127 253V252H126ZM133 253V252H132ZM203 253V252H202ZM206 253H208V252H206ZM30 254V253H29ZM28 254V255H29ZM31 254H32V252H31ZM36 254V253H35ZM53 254V253H52ZM144 254V253H143ZM221 255H222V253H220ZM229 254V253H228ZM19 255V254H18ZM44 255V254H43ZM47 255H49V254H47ZM56 255V254H55ZM90 255V254H89ZM93 255V254H92ZM114 255V254H113ZM175 255H178L177 253L175 254ZM224 255V254H223ZM233 255V254H232ZM263 255V254H262ZM22 256V255H21ZM32 256V255H31ZM53 256V255H52ZM185 256V257H184ZM1 257V256H0ZM16 257H18V256H16ZM49 257H50V255H49ZM83 257V256H82ZM98 257V256H97ZM176 257V258H177ZM180 257H182V258H180ZM230 257V256H229ZM229 257H228V259H229ZM232 257V256H231ZM234 257V256H233ZM2 258V257H1ZM6 258V257H5ZM11 258H14V257H11ZM40 258V257H39ZM200 258V257H199ZM222 259V258H224V257H222V256H220V257H217V258H214L215 260H217V259ZM243 258V257H242ZM5 260V259H4ZM6 260H8V259H6ZM34 260V259H33ZM176 260V259H175ZM195 260V259H194ZM201 260V259H200ZM229 260H231V259H229ZM232 260H233V258H232ZM261 260V259H260ZM9 261V260H8ZM193 261V260H192ZM227 261V260H226ZM72 262V261H71ZM109 262H111V261H109L108 260V263ZM117 262V261H116ZM161 262V261H160ZM166 262V261H165ZM235 263H236V259H235V261H234ZM245 262H247V261H245ZM260 262V261H259ZM6 263V262H5ZM21 263V262H20ZM62 263V262H61ZM176 263V262H175ZM216 263H217V261H216ZM247 263H250V262H247ZM19 264V263H18ZM70 264V263H69ZM94 264V263H93ZM96 264V263H95ZM106 264V263H105ZM114 264V263H113ZM120 264H122V263H120ZM147 264V263H146ZM156 264V263H155ZM158 264H160V263H158ZM166 264V263H165ZM174 264V263H173ZM220 264V263H219ZM234 264V263H233Z\"/></svg>","mask_w":264,"mask_h":264}]
</instances>
